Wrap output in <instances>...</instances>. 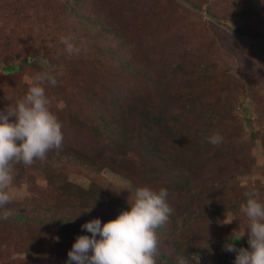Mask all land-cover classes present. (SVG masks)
Returning <instances> with one entry per match:
<instances>
[{"label":"rangeland","instance_id":"1","mask_svg":"<svg viewBox=\"0 0 264 264\" xmlns=\"http://www.w3.org/2000/svg\"><path fill=\"white\" fill-rule=\"evenodd\" d=\"M101 1L106 16L101 15L98 18L106 26L113 27L112 31L96 33L92 29L94 36L83 32L86 38L78 41L71 30L74 20L67 18L64 19V25L60 26L69 27L70 32L66 36L60 34L59 38L51 41L54 37L51 19L61 16V7L66 4L64 0H0V61H5V58L17 60L28 57L30 60L40 62L38 72L50 71L57 77L64 78V72L68 71L69 77H82L88 81L87 97H95L100 92L102 97L109 99L108 96L112 95L113 91L105 88L109 85L104 82L107 80L104 77L112 74V69L119 64V58L114 55V50L123 46L124 49H129V55L132 56L130 44L134 45L137 53L133 63L136 65L134 69L138 75L128 72V75H124L123 84L113 86V89L120 88L121 94H117L116 97L120 102L126 101L134 107L147 108L159 115L162 113L169 120L174 116L177 120L175 123L177 126L174 128L181 127L187 142L177 144L175 141L162 140L160 137L158 144L164 146L166 150L172 146L177 152L175 155L168 152L170 166L162 169L164 172L162 178L168 182L170 175H175L176 172L185 170L189 173L186 179L184 172H181L177 180L181 187L180 192L187 194L190 199L183 211H188L190 215L197 214L198 205L201 211L213 210L211 208L223 200V187L219 184V178L225 180L224 172L210 173L209 169L213 168L212 165L219 162L224 154L241 158L244 162L243 170L247 175L241 174L238 177L240 185L259 192L260 199L264 202V155L258 142L251 139L249 125L253 124L252 130L258 131L256 129L264 123V44L235 36L229 28L228 18L222 19L225 20L222 23L211 20L205 13L206 4L203 0H190L201 6V10L194 9L181 0H156L154 8H150L144 16L149 14L151 16L148 20L152 21L153 30L157 33L155 35H158L159 53L163 54L167 50L163 56L167 55L168 59H163L166 62L164 67H161L160 63L155 65L145 56H141L142 50L138 46L140 37L135 35V31L139 26L138 15L142 13L137 9L135 1ZM222 1L229 4L235 0H221L220 4ZM119 11H126L125 18L128 20L131 18L130 22L118 20ZM40 17L46 18V22L39 19ZM64 17L65 15L62 19ZM123 34L124 43L120 36ZM67 36L74 37V43L81 49L79 55L69 56L65 51L61 38ZM56 51L58 54H55ZM54 55L55 59L62 58L61 65L52 63ZM167 61L191 66L196 64L202 78L198 82V88L193 89L196 82L190 83L185 77L175 88V82L171 81L172 65ZM57 70L63 73L56 72ZM134 76H140L142 79L133 80ZM30 77L28 73L8 76L0 74V112H5L10 106L9 97L20 98L26 94ZM224 80L236 86L245 81L247 87L245 90L237 89L235 95L233 93L228 97L232 102L231 107L222 109L223 112L221 110L220 113L226 116L220 117L217 113H209L212 111L207 107L210 100L215 99V94L212 93L213 83L217 84ZM70 81L76 82L74 79ZM246 93L248 95H245ZM219 94L221 97L225 96L222 92ZM61 102L65 107H58ZM244 105L248 107L246 110L248 118L244 117ZM69 108L59 89L58 98L52 102L51 109L59 112L57 115L61 120L63 114L69 113ZM139 112L141 111H137L134 118L139 117ZM121 113L124 116L122 111L117 112L118 115ZM125 115L127 116L126 113ZM247 119L249 121H246ZM9 121L15 122V117H9ZM213 134L223 137L219 145L214 146L208 141V137ZM85 138L84 142L83 140H78L74 144L65 142L60 150H53L49 155L50 160L42 165L38 162L37 165L17 167L13 184L9 189L14 194V200L0 208V264H66L67 253L76 236L89 235L82 228L85 223L84 210L91 207L88 212L99 218L101 223L102 219L114 215L113 212L104 211L93 203L86 204L90 200L86 198V194L92 195L93 190L96 191V195L107 193L115 196L127 207H129L127 198L131 199L134 193L133 183L139 186L148 184L158 189L163 187L168 192L181 196L180 193L168 189L169 182L163 184L159 172H156L158 176L156 179L144 178L143 164L131 160L132 157H141L140 155L128 154L123 158L133 166L130 174H126L122 168H117L115 171L102 170L96 175L97 172L84 163L83 147L90 142H99L98 149H94V152L101 159H108L119 151L117 148L108 147L104 139L92 135ZM177 138L179 139L178 136ZM44 169L48 170L42 171ZM208 180L210 183L206 182ZM199 183L202 184V189L196 188L198 186L196 184ZM70 185L80 190L73 194ZM192 186H195L194 190ZM121 187H128L129 191ZM41 208L48 209L42 212ZM5 211L11 213L7 219L3 218ZM16 214H23L27 219L17 224L13 221ZM233 216L231 212L226 213L217 231L221 233L222 238H226L231 233L240 236L244 228L245 235L234 244L247 248L248 229L244 227L246 218L237 211L235 216L238 220H233L231 225L224 223ZM62 217L64 220H60ZM210 218L207 217L208 221ZM18 226L27 227L29 230L17 231ZM73 227L75 231L71 233ZM207 238L206 233H199L193 229L186 235L185 243L211 250L212 245H209L210 241H206ZM166 243L167 241L162 243L161 250L171 256V264H196L197 257L198 264H233L235 259V253L225 251L222 246L213 253L212 251L192 253L191 258L187 255L173 257L172 245ZM34 252L38 254L35 255ZM222 259L223 262L219 263L218 261Z\"/></svg>","mask_w":264,"mask_h":264},{"label":"trees","instance_id":"2","mask_svg":"<svg viewBox=\"0 0 264 264\" xmlns=\"http://www.w3.org/2000/svg\"><path fill=\"white\" fill-rule=\"evenodd\" d=\"M134 1L137 9L140 11V13H142L141 15H138L139 26L135 31V35L140 37V43L138 46L142 50L141 56H145L146 59L155 63V65L160 63L161 67H164V63L166 61L163 59L167 60L168 57L167 55H163L167 50H165L163 54L159 53L160 44L159 39L157 38L158 35H155L157 33L155 30H153L152 21L148 20L150 14L146 17L144 16L150 10V8H154L156 0ZM181 1H185L186 3L190 4V6L194 9H202L201 6L190 0ZM220 1L221 0H203V3L206 4L204 8L205 13L211 20H214L217 23H222L225 21L222 19L228 18V21L230 22L229 28L232 30L235 36H241L242 38L256 42L259 41L264 44V0H235L229 4H227V1H222L220 4ZM64 2H66V4L61 7V16H59L61 19L58 16L53 17V20L51 19L53 22V27L51 30L54 31V37H52L51 41L59 38L58 36L60 34L62 36H66L70 32L69 27H61L64 25L67 18L68 20H74V26L71 27V30L75 36V39L78 41L81 40V38L82 41L84 38H86V34L83 32H87L92 37L94 36L92 29H94L96 33L104 32L105 30L112 31L114 29L111 26H106L98 18V16L101 17V15L106 16L102 6L103 4H101V0H64ZM119 6L121 5L119 4ZM63 15H65V17L62 19ZM117 15L118 20H126L127 22H130L131 20V18L129 20L125 18L126 11H119ZM166 17L168 16L166 15ZM39 19H42L44 22L47 20L44 17H40ZM127 22H125L126 25H128ZM116 24L118 26L120 25L119 23ZM120 36L122 37V41L124 43V34L123 36ZM130 48V50L133 52L132 56L129 55V49H124L123 46L119 47L117 50H114V55L119 58V64L112 69V74L106 75L104 77L107 79L104 82L109 85L105 88H110L113 91V94L108 96L109 99H107L105 96L102 97L100 92H98V95H95V97H87L88 91H86V89L88 88V81L86 79L84 80L82 77H69L70 73L68 71L64 72V78L57 77L58 83L55 87L51 86L50 84L45 85L46 95L52 102L55 100V98H58L60 89L63 93V98L65 99L67 106H70L68 109L69 113L66 115L63 114V118L61 120L57 115L59 112L51 109L57 116L58 121L62 126V145H64L65 142L74 144L78 140H83L82 142H84L86 139L85 137L88 138V135L104 139L107 141L106 145L108 147H114L118 149L119 152L116 153V155L110 156L108 159H101L96 156L94 149H98L99 142H90L86 144L82 149L83 154L81 153L84 157L85 165L97 172L96 175L102 170L115 171L117 168H122L126 174H130L132 173L133 166L129 161H125L123 158H125V156L128 154H132L133 156L140 155L141 157H132L131 160L141 163L140 165L143 164L144 178L151 177V179H156L158 177L156 172H159L162 175L161 179L163 184L166 185L169 182L170 186L168 189L181 194L180 196L176 193L168 192L167 202L173 211L169 215L167 222L156 230L159 241L158 255L156 256L157 264H171V256L161 250V245L165 241L170 243L169 246L172 245L173 257H177L178 255H187L188 258H191L190 255L192 253L202 254L210 253L211 251L213 253L218 247H224L225 242H229V240H232L233 243L237 244L240 239L239 236L231 233L226 238H222L221 233H218L217 228L220 225L219 223H221L222 217H225L226 213L231 212L233 215H235V213L239 211V205L245 201L243 193L248 189L245 186L240 185V182L238 181V177L241 176V174L247 175V173L243 170L244 162L240 157L236 156H226V154H224L223 157H220L222 159L219 162L214 163L215 165H212L213 168L209 170L210 173L212 171L219 173L224 172L223 177L225 180H221V178H219V184L221 187H223V200L218 205L213 206L211 208L213 210L201 211L200 205H198L197 214L190 215L188 211H183L186 206H188L190 199L188 198L187 194L184 195L180 192L181 187L179 183H177V180L180 178L181 172H184L183 175L186 179H188L189 173L185 170L176 172L175 175H170V177L167 179L168 182L165 178H162L164 176L162 169L168 168L170 166L169 154L175 155L177 152H175V148L172 146L166 150L164 146H160L158 144L160 142V137L162 140L170 139L177 142V144L187 142L183 136L181 127H178V129L174 128V126H177L175 125L177 120L174 119V116L171 117L172 120H169V118H165V115L162 113L159 115V113L152 112L147 108H137L132 106L129 102H120L116 99L117 94H121V92L120 88L113 89V86L123 84L122 81L124 79V75H128V72L132 73L133 75H138L134 69L136 65L133 63L136 59V47L130 44ZM55 54H58V52L56 51ZM44 57L46 60L48 59L46 56ZM55 57L56 56L54 55L52 63L54 62L57 63L56 65H61L62 58L60 57L55 59ZM170 62L171 61H169L168 64L172 65L171 81L175 82V88L177 87V83H179L183 77H185V79L190 83L196 82V84L193 85V89L198 88V82L202 78L200 69L196 64H192L191 66L190 64H172ZM39 63L40 62L36 60H30L28 57L17 58V60H9L8 58H5V61H0V74L8 76L20 73H28L32 76L38 72ZM56 72L63 73L61 70H57ZM142 77L144 78L145 76L143 75ZM73 79L76 82L70 81ZM139 79L142 78L140 76L133 77V80ZM73 83L75 84L74 86ZM246 87L247 84L245 81L240 82L238 86L232 85L226 80H224V82H218L217 84L213 83L212 93L215 94V99L210 100V106L208 105L207 108H210L212 112L209 113H217L220 115V117H225L226 115L222 114L223 110L230 109L232 104L228 97H230L233 93L235 95V92L238 91L237 89L245 90ZM218 92L224 93L225 96L221 97ZM245 95H248V93ZM247 105L243 106L245 118H248L246 111L248 108ZM221 110L222 112L220 113ZM118 111H122L124 116L122 113L118 115ZM137 111H141L139 112V117L136 116L134 118V115L137 113ZM246 121L249 120L247 119ZM249 125L251 129L250 137L252 140L258 142L264 155V123L260 126L261 130H259L260 128L256 129L258 131L252 130L254 127L253 124L249 123ZM231 127L233 126L231 125ZM81 131H83V133H81ZM67 134L74 136H67ZM186 146L187 145L185 144L184 148H186ZM168 152L171 153L168 154ZM52 153L53 150L49 151L45 160H34L32 165H37L38 162L42 165L45 161L50 160L49 155ZM17 167H28V165H24L23 163L16 164L14 166V177ZM48 169H44L42 171H47ZM206 182L210 183V180ZM196 185H198L196 188L202 189L201 183ZM133 186V190H135L137 187H141L135 183H133ZM143 186L150 185L147 184ZM194 187L195 186H192L193 190ZM70 188L72 189L71 192L73 194L80 190L74 185H70ZM152 188L158 189L156 187ZM94 194L96 195V191L94 190L92 191V195L89 193L86 194V198L90 199L86 202V204L93 203L96 207H100L104 211H110L114 213V215L109 216L111 218L102 219V223L109 219H114L121 210L128 209V207L115 196L108 195L107 193H99L96 196H94ZM47 209L48 208H44L42 210L41 208L42 212L47 211ZM208 216L211 217L209 221L207 219ZM84 218L85 222H87L96 217L91 215V213L86 212L84 214ZM26 219V216L23 214H16V216L13 218V221L19 224L21 220ZM60 220H64V217L60 218ZM27 229V227H19L17 231L24 232ZM193 229L194 231L196 230L199 233H206V235H208L206 241L211 242L209 244L212 245L211 250L207 249L206 247H196L185 243L186 235ZM70 231L73 233L75 231L74 227L71 228ZM34 253L35 255L38 254V252ZM218 262L222 263L223 259L222 261Z\"/></svg>","mask_w":264,"mask_h":264},{"label":"clouds","instance_id":"3","mask_svg":"<svg viewBox=\"0 0 264 264\" xmlns=\"http://www.w3.org/2000/svg\"><path fill=\"white\" fill-rule=\"evenodd\" d=\"M61 43L69 56L80 54L74 37H62ZM57 83V75L50 71L33 74L26 94L20 98L9 97L10 106L0 112V208L14 200L9 189L16 164L31 166L34 160H45L49 151L62 148V126L45 92V85L55 87ZM58 107L65 105L61 102ZM9 117H15V122H10ZM222 140L219 134L208 137L214 146ZM121 189L129 191L128 187ZM243 196L245 201L239 205V211L246 218L244 227L248 229L249 247H237L229 240L224 250L235 253L233 264H264V202L256 190H247ZM167 198L166 188L137 187L131 199L127 198L128 209L121 210L114 219L101 223L99 218H94L82 225L90 235L76 236L66 264H157L156 230L167 222L173 211ZM90 210L91 207L84 211ZM10 214L5 211L3 218L7 219ZM233 220L238 217L234 215L224 223L230 224ZM244 235L243 228L239 238Z\"/></svg>","mask_w":264,"mask_h":264}]
</instances>
